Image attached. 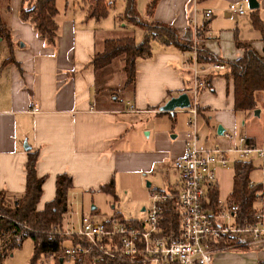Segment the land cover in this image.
<instances>
[{
  "label": "crops",
  "instance_id": "crops-1",
  "mask_svg": "<svg viewBox=\"0 0 264 264\" xmlns=\"http://www.w3.org/2000/svg\"><path fill=\"white\" fill-rule=\"evenodd\" d=\"M256 1L255 13L264 28V0ZM0 2L12 41L10 49L0 39V192L5 193L6 203L12 204L22 197L27 152H36V173L44 178L36 205L38 211L53 200L56 177L65 174L71 178L63 222L65 232H73L74 215L79 228L80 217L84 215L83 197L101 194L110 198L99 191L100 186L109 182L116 196L114 203L119 204L117 210L114 203L110 206L108 216L116 213L127 223H140L147 208L143 204L151 191L178 190L172 161L184 151L189 134L187 120L191 116L179 109L165 113L158 110L183 93L192 106L189 52L151 42V57L136 61L134 82L124 87L123 72L113 68L117 60L97 70L89 65L106 39L132 37L141 41V29L121 18L124 9L115 24L108 22V11L105 18H88L81 0H55V44L48 46L31 24L19 19L21 0H7L8 11H5L6 0ZM122 2L125 8V0ZM147 2L135 0L139 18L166 23L175 28L181 39H192L187 17L189 0H159L150 14L145 10ZM198 2L201 9L212 11L206 21L198 16L203 45L211 54L224 61L235 60L241 54L236 42L246 43L257 54L262 53L261 34L251 25V10L237 16L227 9L229 4L244 6L246 0ZM115 27L132 35H110ZM105 69L110 72L103 78ZM210 74L213 75L209 87H203L195 100L197 145L228 148L237 144L240 137L251 143L263 142L262 95L257 99V115L254 110L235 111L232 78L226 70ZM224 134L232 135L234 141L225 139ZM250 163L253 168L248 178L257 181L260 179L257 162ZM233 168H219L215 175L219 171L233 172ZM171 171L175 176L173 183ZM214 186L219 197L217 175ZM230 192L225 199L230 197ZM89 213L98 214L92 201ZM226 242L232 247L212 252L211 264L264 262V249L236 246L232 240ZM65 243L70 246L69 241Z\"/></svg>",
  "mask_w": 264,
  "mask_h": 264
},
{
  "label": "built area",
  "instance_id": "built-area-1",
  "mask_svg": "<svg viewBox=\"0 0 264 264\" xmlns=\"http://www.w3.org/2000/svg\"><path fill=\"white\" fill-rule=\"evenodd\" d=\"M227 9L230 14H244L242 6L238 4H229ZM211 15V10L199 7L198 0H191L188 16L192 31L189 94L193 104L187 109H179L191 117L187 120L189 134L184 141V151L172 161L178 176V190L175 193L151 191L150 205L138 224L127 223L113 215L99 221L89 215H81L78 230L63 233L78 236L85 243L70 245L63 251L64 257L73 263L78 260V264H211L212 252L232 247L226 242L230 240L236 246L264 249V141L256 144L240 137L237 144L228 148H202L197 145L195 100L197 93L205 86L201 77L226 69L222 62H212L204 67L196 59V43L203 34L198 16L206 21ZM33 111H36L35 105ZM223 136L230 142L234 141L230 134ZM253 160L257 162L260 179L258 182L249 180L248 188H258L257 200L252 220L239 223L237 204L231 202L230 198H218L209 206L207 194L215 185L217 169H228L238 162ZM167 202L174 211L175 228L164 231L161 226L162 212L163 204Z\"/></svg>",
  "mask_w": 264,
  "mask_h": 264
},
{
  "label": "trees",
  "instance_id": "trees-1",
  "mask_svg": "<svg viewBox=\"0 0 264 264\" xmlns=\"http://www.w3.org/2000/svg\"><path fill=\"white\" fill-rule=\"evenodd\" d=\"M115 0H82L86 5V16L92 19L105 18L108 4ZM159 0H148L145 10L150 14ZM19 19L31 24L36 34L44 40L48 46H54L56 37V23L54 17L57 13L55 0H21ZM1 6V2H0ZM5 11H8L6 0ZM250 11L252 27L260 32L262 41V53L257 54L246 43H235L236 49L241 51L239 57L232 61H224L211 54L203 45L201 37L196 43V59L201 66H208L212 62H222L226 66L228 75L233 80V108L235 111L248 112L257 109V94L264 98V28L261 20ZM125 21L137 26L142 31L141 41L136 43L132 37L106 39L103 42V50L97 52L90 60L89 65L95 70L108 65L117 55H124L122 68L125 76V85L132 84L135 77V64L138 59L146 60L151 57V42L155 41L163 45L175 46L183 51L192 49V41L179 37L174 27L162 22L143 20L139 18L135 0H125V8L122 14ZM0 39L12 48L10 31L6 21L1 15L0 8ZM213 74H205L201 80L206 87ZM209 87V86H207ZM37 153L27 152L25 169V186L21 198L14 200L12 204L6 203V195L0 192V263L13 249L20 246L24 240H30L33 245L30 264L35 263L41 255H54L56 262L63 258L65 247L63 243L69 241L70 245L84 241L78 236L65 235L64 214L66 212V196L71 189V178L65 174L58 175L55 179V194L52 201L47 203L43 210L36 209L37 202L42 193L43 177L36 173ZM249 161L238 162L233 168L232 189L230 200L239 207L237 222H250L256 204L257 187L248 188L249 172L252 170ZM99 191L108 195L111 202L116 201L113 192V184L99 187ZM207 197L209 206L219 198L216 186H212ZM92 210L91 213H94ZM116 218H123L116 213ZM129 222V221H127ZM162 230L169 231L175 228L174 211L169 202L163 204ZM61 233V234H60ZM63 234V235H62ZM78 264V260L74 262ZM89 264V263H87ZM96 264H109L97 262ZM122 264V263H113ZM257 264H264L259 262Z\"/></svg>",
  "mask_w": 264,
  "mask_h": 264
},
{
  "label": "rangeland",
  "instance_id": "rangeland-1",
  "mask_svg": "<svg viewBox=\"0 0 264 264\" xmlns=\"http://www.w3.org/2000/svg\"><path fill=\"white\" fill-rule=\"evenodd\" d=\"M122 1L123 0H115V2L113 3L111 9L108 10V19H107L108 22L113 21L115 24L118 23V19L117 18L120 17V16H118V14H119L120 11H123L122 9H124L123 2ZM145 1L146 0H139V2L140 3L142 2V4L145 3ZM81 3H82V0H81ZM190 4H191V0H189V2H188V13H187V17L190 15ZM82 6L84 7L85 12H86V5H84L82 3ZM1 7H2V5L0 6V8ZM109 7H110V4H108V8ZM242 7L244 9V12H246L247 9H248L247 8V0H246V4L244 6H242ZM139 13H140V15H142L143 14L142 10ZM121 18L123 19L122 16H121ZM130 28H133L134 29V27H130ZM110 35H113V36H116V37L118 36L119 37V36H130L132 34H131V32H126L125 30L117 29L115 27L114 31H112ZM136 39H138V38H136ZM139 41L140 40H136L135 42L138 43ZM102 50H103V47H102ZM189 54H190V52H189ZM123 59H124V55L123 54H119L114 59H112V60H117L114 63V65H113V68L116 70V72H117L118 69H121V71L123 72V70H122V68L124 66ZM106 66H104V67H106ZM104 67H102V68H104ZM104 72L105 73H104V77L103 78H106L108 76L107 74L110 72V70L109 69H105ZM129 85L130 84L125 85V76H124L123 86L124 87H128ZM260 96L261 95L258 93L257 94V99H259ZM158 111L160 113H162L160 110H158ZM140 119H144V116L143 117H140ZM173 171H171V173H170V179H171L170 181L172 183L174 182V178H175ZM232 173H233L232 170H227V171H219L216 174L217 175V179H218V185H219V198H221V199H225L227 197V194L231 190V184H232L231 177H232ZM256 177L257 176L255 175V178ZM258 181L259 180L255 181V182H258ZM82 201L84 202V208H83L84 215H89L90 214L89 213L90 201L93 202V204L95 205V207H96V209L98 211V214L97 215H92V216L89 215V216L92 217V218H94L97 221L102 220V219H104L105 217H108V215L111 214V212H110L111 211L110 210V206L113 203L111 202L110 198H107L104 195H101V194H98V195L95 194V196L94 195H89V196L87 195V196H85V197L82 198ZM114 204H115L114 205V209L117 210L118 209L119 202L114 203ZM149 205H150V198L148 197L145 200L143 206L146 208ZM77 219L78 218L75 215L71 217V226L73 227L72 228L73 232L77 231V229H78ZM225 244H226V242H225ZM63 246L65 248H68L69 247L68 243H65V242L63 243ZM32 251H33L32 242L30 240H24L21 243L20 247L14 249L7 257H5L2 260V262L0 264H30V259L32 257ZM33 264H58V263L56 262V259H55V256L54 255H53V257L52 256L41 255V256H39L38 260H36L35 263H33ZM62 264H72V261L69 260V259H64Z\"/></svg>",
  "mask_w": 264,
  "mask_h": 264
},
{
  "label": "water",
  "instance_id": "water-1",
  "mask_svg": "<svg viewBox=\"0 0 264 264\" xmlns=\"http://www.w3.org/2000/svg\"><path fill=\"white\" fill-rule=\"evenodd\" d=\"M258 7V3L256 0H247V8L249 10H255ZM189 99L186 94H180L176 96L175 98H171L168 100L162 108L159 110L161 112H171L174 111L175 109H187L189 107ZM254 114H258V110H254ZM217 130L219 131L220 128L218 127ZM93 209V207H92ZM59 264H61V259L59 260Z\"/></svg>",
  "mask_w": 264,
  "mask_h": 264
}]
</instances>
